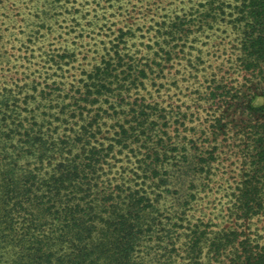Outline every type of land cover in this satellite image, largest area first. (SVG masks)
<instances>
[{"label": "rangeland", "instance_id": "1", "mask_svg": "<svg viewBox=\"0 0 264 264\" xmlns=\"http://www.w3.org/2000/svg\"><path fill=\"white\" fill-rule=\"evenodd\" d=\"M242 2L0 0V140L19 123L54 142L86 125L93 194L149 198L140 264H238L264 248V62L243 51Z\"/></svg>", "mask_w": 264, "mask_h": 264}, {"label": "trees", "instance_id": "2", "mask_svg": "<svg viewBox=\"0 0 264 264\" xmlns=\"http://www.w3.org/2000/svg\"><path fill=\"white\" fill-rule=\"evenodd\" d=\"M242 1L243 51L264 62V0ZM106 75L100 73L104 80ZM10 129L0 140V264H140L137 251L154 222L146 211L149 198L114 203L93 194L90 182L100 151L83 133L86 125L58 142L23 123ZM10 131L22 137L18 150L10 149ZM262 140L254 161L259 170ZM56 154L50 170L28 166L29 156L42 162ZM259 196L253 186L243 197L254 208ZM238 264H264V248L247 250Z\"/></svg>", "mask_w": 264, "mask_h": 264}]
</instances>
